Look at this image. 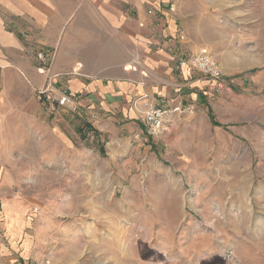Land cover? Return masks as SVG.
Masks as SVG:
<instances>
[{
  "label": "rangeland",
  "instance_id": "1",
  "mask_svg": "<svg viewBox=\"0 0 264 264\" xmlns=\"http://www.w3.org/2000/svg\"><path fill=\"white\" fill-rule=\"evenodd\" d=\"M199 50L224 90L198 74V104L156 133L38 99L0 158V264H264V0L198 1Z\"/></svg>",
  "mask_w": 264,
  "mask_h": 264
},
{
  "label": "crops",
  "instance_id": "2",
  "mask_svg": "<svg viewBox=\"0 0 264 264\" xmlns=\"http://www.w3.org/2000/svg\"><path fill=\"white\" fill-rule=\"evenodd\" d=\"M198 1L0 0V158L20 122L42 118L36 94L47 80L74 96L86 115L138 121L132 103L143 96L166 109L182 101L197 105L200 73L178 68V60L203 51ZM86 74L121 75L91 80ZM51 125L53 138L69 142L68 121Z\"/></svg>",
  "mask_w": 264,
  "mask_h": 264
},
{
  "label": "built area",
  "instance_id": "3",
  "mask_svg": "<svg viewBox=\"0 0 264 264\" xmlns=\"http://www.w3.org/2000/svg\"><path fill=\"white\" fill-rule=\"evenodd\" d=\"M37 58L44 62L45 58L42 54H38ZM188 66L197 71L208 80L214 93L219 94L224 90L223 72L220 65L215 61L210 54L201 51L197 54L189 56L188 58H180L178 60V68ZM135 69V67H133ZM132 68V69H133ZM39 99L44 103L51 114H56L59 111H70L73 113L79 112V107L74 96L67 93L65 89H59L53 86L51 80H47L44 87L37 92ZM142 104L135 106V110L140 115L142 125L149 130V132H158L169 114L182 112L180 106L172 109L163 108L161 105L151 102L147 96L140 98ZM88 138L93 136L88 133ZM39 264V263H35Z\"/></svg>",
  "mask_w": 264,
  "mask_h": 264
},
{
  "label": "trees",
  "instance_id": "4",
  "mask_svg": "<svg viewBox=\"0 0 264 264\" xmlns=\"http://www.w3.org/2000/svg\"><path fill=\"white\" fill-rule=\"evenodd\" d=\"M208 115L211 116V112L210 111H209ZM95 135H96V137H98V133L97 132H95ZM99 151H100L101 154L104 153L102 147H100Z\"/></svg>",
  "mask_w": 264,
  "mask_h": 264
}]
</instances>
